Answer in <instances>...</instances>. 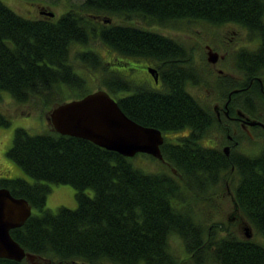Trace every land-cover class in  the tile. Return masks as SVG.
I'll return each mask as SVG.
<instances>
[{"label": "trees", "instance_id": "1", "mask_svg": "<svg viewBox=\"0 0 264 264\" xmlns=\"http://www.w3.org/2000/svg\"><path fill=\"white\" fill-rule=\"evenodd\" d=\"M263 20L264 0H83L57 19L27 18L0 0V98L7 92L17 103L48 110L78 99L89 93L79 63L101 73L96 89L137 123L162 134L194 129L200 110L184 91V42L148 26L179 31L186 21L235 22L251 30ZM92 46L114 54L115 62L153 63L164 90L125 80ZM9 123L0 113V126ZM198 138L173 142L165 136L159 160L123 156L52 128L32 134L16 127L6 155L34 181L0 177V188L31 205L25 222L10 230L12 238L41 264H264V150L227 158ZM137 156L165 168L145 171L134 162ZM230 175L235 206L260 239L208 225L185 198L198 190L192 198L199 200ZM52 184L71 185L77 207L46 208ZM174 239L182 241L183 256L171 245ZM0 264L32 263L0 258Z\"/></svg>", "mask_w": 264, "mask_h": 264}, {"label": "flooded vegetation", "instance_id": "2", "mask_svg": "<svg viewBox=\"0 0 264 264\" xmlns=\"http://www.w3.org/2000/svg\"><path fill=\"white\" fill-rule=\"evenodd\" d=\"M34 11L37 13V16L33 15L34 18L54 19L53 15L47 14L49 11L42 4H35ZM192 23L195 27L185 29V25ZM185 25L179 32L186 35L181 39L186 47L184 65L187 68L182 80L184 91L198 106L200 116L195 125L196 132L195 128H186L162 134L163 138L166 136L177 142L179 138L191 134L195 137L197 134L200 145L216 149L227 158L238 153L254 155L263 151L264 20L255 24L251 30L235 22L210 24L204 21H186ZM151 26H148V30L153 33L174 37L178 34L177 30L167 26ZM228 26H236L237 29L228 32L229 36L218 37V33L208 31L209 28ZM112 55L110 66H121V70L115 71L121 72L125 80L141 87L164 90L162 71L156 65L148 61L135 62L133 59L115 62L116 56ZM47 123L49 126L50 123ZM221 186V182L216 183L210 187L209 193L220 198L224 194L217 191ZM225 188V193L230 196L234 209L238 212L229 183L225 182ZM241 217L239 213V218Z\"/></svg>", "mask_w": 264, "mask_h": 264}, {"label": "rangeland", "instance_id": "3", "mask_svg": "<svg viewBox=\"0 0 264 264\" xmlns=\"http://www.w3.org/2000/svg\"><path fill=\"white\" fill-rule=\"evenodd\" d=\"M82 1L83 0H1V2H3L10 9L27 18H32L33 15L37 16V13L34 11L35 4H42L47 9V11L52 13L54 12V19H57L66 10L80 5ZM185 26V29L189 30L192 27H195L194 23ZM151 27L152 29H155L154 26ZM235 27L236 26H228L215 29L209 28L208 31L218 33V37H222L224 35L226 36L227 34L229 36L230 33L228 32L237 30ZM194 30L192 31L194 32ZM177 32L178 34L175 35L176 38L181 40L186 37V35L180 34V30H177ZM95 47H93V49L97 50L102 61L107 62L112 60L113 55L111 52H107L104 48H102V46L98 48ZM75 68L77 70H80L84 78L87 80V90H89V92L95 91L96 87H98L101 83V73L92 69L86 70L81 67L79 63H75ZM111 68L113 70H121V66L118 65L112 66ZM48 112V109H42V106H40L39 104H34L33 102H30L28 104L17 103L7 92H1L0 113L7 115L10 123L8 126H0V177H20L30 183L34 181L31 176L24 173V171L6 155V151L12 144L13 133L16 127L25 128L29 133L32 134L44 133L47 132L48 129L52 128L49 127L50 125L48 126L46 120V117H48ZM208 138H211V136H208ZM134 162L136 163V165H141L139 167L148 172H156L164 170L165 168L164 164L160 161L144 156H137ZM232 179H235V177L230 175L226 178L225 181H220L222 186L217 191H220V193L224 192V194L220 198H217L214 193L210 194V188L207 191H203V193L199 196V200L198 196L197 198H192V195L201 191L193 190L189 194L184 193V195L188 201L190 199L191 202L189 201L188 203L195 208V211L197 213L200 212V218L201 220H203V222H209L208 225L211 222H215L224 226V228L228 231H233L240 236L245 237L244 229L242 228V226H246L248 223L243 218V216L239 218V213L234 209V205L231 201L230 196L225 193V182L229 183V189L231 192ZM51 188V192L48 194L46 199V208L55 211L58 207L61 206L71 209L77 207V202L75 199V189L71 185L52 184ZM84 192L87 196L90 197H92L94 194L93 190L90 188L85 189ZM251 233V238L260 239L259 236L254 234V230L252 228ZM171 245L174 247L175 252L179 256L184 255L185 251L180 239L172 240Z\"/></svg>", "mask_w": 264, "mask_h": 264}, {"label": "water", "instance_id": "4", "mask_svg": "<svg viewBox=\"0 0 264 264\" xmlns=\"http://www.w3.org/2000/svg\"><path fill=\"white\" fill-rule=\"evenodd\" d=\"M47 14L53 15L52 12ZM46 119L62 135L89 140L127 157L145 153L163 160L161 131L129 118L103 89L53 106ZM30 214L31 205L26 199L13 196L7 188H0V258L42 263L43 260L24 251L10 234V230L21 226ZM244 236L247 239L252 236L249 224L244 226Z\"/></svg>", "mask_w": 264, "mask_h": 264}]
</instances>
